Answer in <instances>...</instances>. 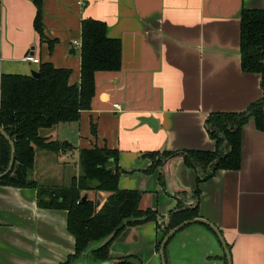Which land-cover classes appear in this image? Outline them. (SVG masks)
Returning <instances> with one entry per match:
<instances>
[{
  "label": "crops",
  "instance_id": "0c3cea01",
  "mask_svg": "<svg viewBox=\"0 0 264 264\" xmlns=\"http://www.w3.org/2000/svg\"><path fill=\"white\" fill-rule=\"evenodd\" d=\"M35 1L0 0V77L32 75L51 62L70 69V82L79 83L82 21H104L108 36L121 40V69L95 73L91 109L78 122L59 125L55 137L68 141L78 128L66 150L75 165L82 148L118 149L119 187L143 192L149 202L143 207L164 220L179 200L193 204L197 172L181 155L149 171L153 159L147 153L214 151L208 116L243 111L263 96L261 74L242 69L241 14L264 9V0H39L45 34L56 40L52 51L35 30ZM27 54L40 62L24 60ZM141 117L156 118L158 129ZM199 188V217L219 228L232 264H264V130L253 118L242 128L240 169H220ZM67 218L66 210L41 207L34 188L0 185V264H64L75 253ZM163 236L155 222L128 225L111 243L110 255L162 264L157 243ZM166 259L228 264L219 237L202 223L179 230L166 246ZM75 262L91 264L84 257Z\"/></svg>",
  "mask_w": 264,
  "mask_h": 264
},
{
  "label": "trees",
  "instance_id": "16d2710c",
  "mask_svg": "<svg viewBox=\"0 0 264 264\" xmlns=\"http://www.w3.org/2000/svg\"><path fill=\"white\" fill-rule=\"evenodd\" d=\"M35 2V30L52 51L56 40L46 36L41 2ZM81 30L79 83L70 82V69L55 67L51 62L41 64L38 77L12 73L1 75L0 126L15 143V163L12 170L0 179V185L34 188L41 207L67 211V229L75 238V253L64 264L81 259L90 247L93 249L89 255L98 263L135 264L129 260L130 256L117 260L111 257L110 246L117 235L128 225L155 222L165 237L182 222L199 217V184L212 178L220 169H240L242 128L251 118L258 129L264 130V9H243L241 14L242 69L261 74L263 96L243 111L213 112L208 116L205 126L209 136L216 140L214 151L147 153L153 159L149 171L162 164L164 159L181 155L185 164L197 172L198 186L192 192L194 203L185 205L179 200L177 207L169 213L168 221L161 218L156 209L143 207V192L119 187L122 169L118 149L107 146L82 148L77 163L79 174L73 175L68 185L40 184L31 177L37 151L59 153L71 148L53 134L42 132L58 128L63 123L78 122L82 111L91 109L96 89L95 73L121 69V40L108 36L104 21L86 18ZM92 133L96 134L94 123ZM10 159L11 145L0 133V174L8 168ZM99 194L104 195L102 201ZM202 224L215 233L209 225ZM162 239L157 243L158 251ZM102 240L107 241L99 246Z\"/></svg>",
  "mask_w": 264,
  "mask_h": 264
},
{
  "label": "rangeland",
  "instance_id": "374dc122",
  "mask_svg": "<svg viewBox=\"0 0 264 264\" xmlns=\"http://www.w3.org/2000/svg\"><path fill=\"white\" fill-rule=\"evenodd\" d=\"M24 74V73H22ZM74 132L71 133V136L69 138H66L69 142H72V138L74 137L75 134L77 133L78 128L74 126ZM58 128L52 129V130H45L42 133L43 134H54L56 136ZM73 135V136H72ZM73 141L74 138H73ZM60 156L54 154V153H49L46 151L39 150L37 151V161H36V168H34L33 172L31 173V177L35 178V180H40V184H47V185H68L71 181V177L73 175H78L79 174V167L76 164V160L72 158V154H68V152L61 151L58 153ZM61 154L63 156H61ZM59 163V164H58ZM78 163V159H77ZM51 166V168H50ZM148 196L144 197L142 200V204L144 205V201L147 202ZM99 199L102 201L104 199L103 194H99ZM149 204V202H147ZM145 203V206L147 205ZM105 240L100 241L99 246L104 243ZM95 248V247H94ZM91 249L93 247H90L87 252L84 254V258L88 260L91 264H98L94 258L89 255ZM88 257V258H87Z\"/></svg>",
  "mask_w": 264,
  "mask_h": 264
},
{
  "label": "water",
  "instance_id": "95a60500",
  "mask_svg": "<svg viewBox=\"0 0 264 264\" xmlns=\"http://www.w3.org/2000/svg\"><path fill=\"white\" fill-rule=\"evenodd\" d=\"M32 75L38 77L39 76V72L38 71H32ZM141 121L142 122H147L155 130L158 129L159 122L154 117H141ZM0 133L9 141V143L11 145V159H10V163H9L8 168L4 172H2L0 174V179H1L5 175H7L12 170V168L14 166V163H15V143L13 142V140L11 139L9 134L6 132V130L2 126H0ZM65 143H66L67 146L71 145V143H69L68 141H65ZM86 198H87V195L84 196V199H86ZM192 223H205V224L209 225L215 231V233L219 237L220 241L222 242L223 246L225 247V251H226V255H227V259H228V264H232L231 254H230V251H229V249L227 247V244H226V242L224 240V237H223L221 231L219 230V228L214 223H212L211 221H209V220H207L206 218H203V217H196V218H193V219L186 220V221L182 222L181 224H179L177 227L172 228L168 232V234H166V236L163 238V240L161 242V246H160V257H161L162 264H167L166 246H167V243L169 242V240L179 230L184 228L186 225L192 224ZM108 239L109 238H107V240ZM107 240H105V242ZM129 260L131 262L135 263V264H139V262L136 259H134V258H130ZM110 263H111L110 261H104V262H99L98 264H110ZM74 264H88V263L75 262Z\"/></svg>",
  "mask_w": 264,
  "mask_h": 264
},
{
  "label": "built area",
  "instance_id": "2783aa9c",
  "mask_svg": "<svg viewBox=\"0 0 264 264\" xmlns=\"http://www.w3.org/2000/svg\"><path fill=\"white\" fill-rule=\"evenodd\" d=\"M80 45H81V42H80ZM24 60L26 61H31V62H34V63H39L40 62V59L35 57L34 55H31V54H27L24 56ZM0 96H1V88H0ZM116 108L120 109V105L119 104H115L114 105ZM68 154L71 153V151H67Z\"/></svg>",
  "mask_w": 264,
  "mask_h": 264
}]
</instances>
